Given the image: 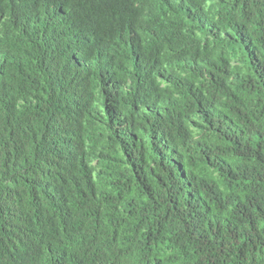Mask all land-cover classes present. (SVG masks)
Here are the masks:
<instances>
[{"label": "trees", "instance_id": "obj_1", "mask_svg": "<svg viewBox=\"0 0 264 264\" xmlns=\"http://www.w3.org/2000/svg\"><path fill=\"white\" fill-rule=\"evenodd\" d=\"M0 264H264V0H0Z\"/></svg>", "mask_w": 264, "mask_h": 264}]
</instances>
